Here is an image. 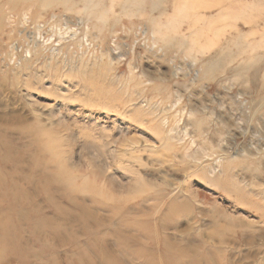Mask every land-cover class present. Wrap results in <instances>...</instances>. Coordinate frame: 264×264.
I'll list each match as a JSON object with an SVG mask.
<instances>
[{
  "label": "rangeland",
  "instance_id": "374dc122",
  "mask_svg": "<svg viewBox=\"0 0 264 264\" xmlns=\"http://www.w3.org/2000/svg\"><path fill=\"white\" fill-rule=\"evenodd\" d=\"M101 1L85 30L78 10H54L98 52L67 45L15 72L25 19L0 0V147L16 176L0 183V264H264V107L251 105L264 0ZM41 14L39 38L57 43ZM36 120L78 176L72 201L35 164Z\"/></svg>",
  "mask_w": 264,
  "mask_h": 264
},
{
  "label": "bare ground",
  "instance_id": "6f19581e",
  "mask_svg": "<svg viewBox=\"0 0 264 264\" xmlns=\"http://www.w3.org/2000/svg\"><path fill=\"white\" fill-rule=\"evenodd\" d=\"M131 1L136 2V0H131ZM2 3L3 2H0V8L1 9L5 4V3L4 4H2ZM6 4H9V7L13 13L15 12L14 15H22V18H24L26 21V22L22 21L23 28L19 29V32H21V34L24 37H26L25 38L26 44H22V47L19 49L21 51V54H20L21 55L20 56L21 62L17 63L15 67H12V70H14L15 72H19L24 67V65L27 63V61L31 60L32 58L38 59L40 57V55H42L44 57L42 59H44V61H47V62L49 59H53V58L57 59V58H55L56 55L57 56L60 55L61 54L60 50H62L67 45L68 46H75L76 45L77 49H79L81 51H83L85 45H87V46H92L94 49H97L96 52L99 51V36H95L96 41L94 40V43H91V44L86 43L85 39L87 38L86 37L87 34L85 32H83V33L81 32L82 31L81 26L83 27L86 23H88L89 21H91L93 19H96L97 22L99 21V19H102L107 14L106 10H105V9H107V3L106 2H102L101 0H6ZM43 8H48L50 10V12H52V17L54 18V20H53L54 22H52L51 24L54 26L53 28H55L56 32L58 33L57 43H55L54 41H52V42L42 41L39 38V35L41 34V32H40L41 26H43L42 22L44 21V19L43 20L41 19V17H42L41 16L42 15L41 9H43ZM55 8H58V11L62 12V14H65V12L69 13V12L78 10L79 12H81L83 14L80 19H82V18H85V19H83V21H81L82 23L81 22L77 23V24L81 25L79 27V29L76 27H72V25L68 21H66L65 24L62 25L60 22V18L58 16L59 12L54 13ZM28 10H33V13L29 14ZM124 12L125 11L123 10V14H124ZM131 15H134V14H131ZM68 16H70V15H68ZM66 17H67V15H66ZM45 24H47V23H45ZM95 24H96V22H95ZM85 29H86V27L84 26V30ZM110 30H111V28H110ZM173 31H174V29H173ZM175 32H177V31H175ZM174 34H172V35H174ZM170 35H171L170 33L169 34L167 33V29L162 34V39L165 40L166 43H169V44L172 43V39L170 38ZM237 40H239V42H240L239 38ZM233 41H235V40H233ZM245 42H246V40H245ZM176 43H177V40H176ZM189 43H191V42L189 41ZM233 44H235V43L233 42ZM240 44H241V42H240ZM240 44H239V46H240ZM14 45H16L17 49L21 46V44H18L16 42H13L11 46L15 47ZM210 45L211 44L208 45V43H207V46L210 47ZM220 49H221V46H220ZM230 49H232V48H230ZM242 49H243V46H242ZM203 51H204V49H203ZM38 53H40V54H38ZM211 57H213V56H211ZM79 62H78V64H79ZM213 69L214 70L216 69V64L211 63V65L209 64L208 69L207 68L204 69V74L209 76L214 71ZM210 71H212V72L210 73ZM259 77H260V75H259ZM250 78L252 80L256 79V72L255 71L251 74ZM146 80H148V78H146L144 81H146ZM260 80H261V78H260ZM138 84H140V83H138ZM260 85H261V87H259L255 97L251 98L252 99L251 105H252L253 110H257L260 107L261 108L264 107V78L262 79V83ZM59 117H60V114L58 115V118ZM29 129H30V131L28 132V135H29L33 145H35V149H37L39 154L43 155L42 160L39 161L41 163L37 162L35 164L39 165L40 167H41V164H43V166H45L47 168V170H49V172H50V175L46 176L45 170L44 171L42 170L44 167H41L42 168L41 170L43 171L44 180L50 179L52 182L59 181L61 183V185H63L65 187L64 190L66 192V195H68L66 197H69L70 201H72L73 200L72 198L77 193L74 192V189L72 187L71 182L73 180H75L78 176L74 175L69 170L67 171V168L64 165L59 163L60 161L59 162L56 161L55 156L52 154L51 151L52 150L55 151L57 145H56V143H55V146L53 144L49 143V140H48V137L50 136L48 134L49 130L39 120H36V123L33 124L32 127L30 126ZM3 150H5V147H3V145H2V147H0V152L3 153L5 161H2L0 164V183L2 185H5V188H6L7 184H11V183L13 184L16 182V176H14L15 175L14 172H9V170L7 169V166L8 165L10 166V158H12L11 155L13 153L11 154V152L8 150H5V152H3ZM51 154H52V156H51ZM20 179L23 180L25 178H20ZM26 179L28 180V177H26ZM7 188L11 192V187L9 185L7 186ZM6 192L8 193V191H6ZM92 196H93V198L97 199V193L94 192ZM166 259L169 260L170 258H166Z\"/></svg>",
  "mask_w": 264,
  "mask_h": 264
}]
</instances>
